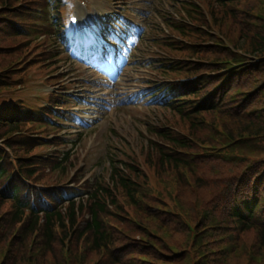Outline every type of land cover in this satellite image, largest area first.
<instances>
[{
  "label": "rangeland",
  "instance_id": "1",
  "mask_svg": "<svg viewBox=\"0 0 264 264\" xmlns=\"http://www.w3.org/2000/svg\"><path fill=\"white\" fill-rule=\"evenodd\" d=\"M150 1L153 12L145 13L144 19L153 27L150 35L144 34L132 61L154 57L157 60L154 65L163 61L180 68L172 71L168 67L167 72L162 73L135 63L136 67L127 68L119 84L143 88L163 79L175 82L178 93H186L198 84L180 79L201 76L205 82L196 88L198 96L204 93L213 96L221 85L226 89L227 98H220L216 103L220 109L201 112L191 119L151 105L118 108L110 119L100 122L99 135L96 133L97 140L89 150L84 148L88 138L82 148L81 145L74 147L76 154L67 161L62 179L82 157L91 153L86 166L94 168V176L98 174L101 181H109V169L105 170L104 164L107 143L109 157L114 155L116 161L134 165V173L124 171L136 180L135 202L122 190H114L116 204H109L101 215L111 237L109 244L96 249L90 234L80 236L89 217L85 210V216L73 223L65 216L64 232L57 234L60 230L55 227L53 240L57 241L58 237L63 240L62 249L52 243L55 257L48 249L44 251L47 247L44 231L30 235L20 225L15 226L14 208L0 197V264H71L69 258L73 259V264L83 261L86 264H264V238L259 230L246 229L231 214L236 192L240 190L243 196L255 183L258 187V182H262L259 189L253 191L256 196L260 192L256 216L258 225L264 229V178L258 182L249 178L256 174L261 176L260 172L264 176V133L238 134L247 129L250 121H264L260 109L264 102L257 106L258 101H255L264 100V91L260 92L257 87L246 94L255 87L254 79L263 80L262 64L251 66V62L254 58L264 59V54L248 52L254 44L261 43V37L249 39L260 32V22L264 23V0H190L196 3L198 13L181 23L184 33L166 31L162 35L155 27L161 26V17L177 19L174 13L177 5L171 0ZM30 4L31 0H0V107L6 101L28 99L41 85L45 84L43 89L52 86L47 83L61 72L65 74L63 79L69 76L68 61L54 66V61L46 58L53 51L47 55L44 52L48 47L25 36L15 37L5 29V22L21 16ZM153 37H165L161 41H170L172 49L166 44L157 46L150 41ZM237 56L238 60H231ZM58 57L61 59L59 54ZM225 67L232 68L226 73L219 72ZM134 78L142 81L132 82ZM251 82L253 84L248 86ZM238 116L241 119H236ZM109 122L114 126L113 132ZM160 132L189 143V148L175 151V155L188 164L160 166L157 153L147 158L150 142L159 143L165 151L171 150L168 144L161 142ZM27 133L28 129L21 127L18 132L2 137L0 154H4L8 172L37 160L31 155L40 148L32 145L28 149ZM231 136L240 138L232 140ZM7 145L12 147L7 148ZM48 165L46 162L44 169L42 165L37 168L48 172V179L36 177L38 181H54L56 173L49 171ZM78 237L84 239L78 240Z\"/></svg>",
  "mask_w": 264,
  "mask_h": 264
},
{
  "label": "trees",
  "instance_id": "2",
  "mask_svg": "<svg viewBox=\"0 0 264 264\" xmlns=\"http://www.w3.org/2000/svg\"><path fill=\"white\" fill-rule=\"evenodd\" d=\"M177 1L178 2L181 1L182 9L180 11L187 13V15L188 14L191 15V12H192V15L195 13H198V10L196 9L195 4L188 2V1H183V0H177ZM219 1L224 2V0H219ZM228 1L232 2L234 0H228ZM248 19H250V17H248ZM166 22L169 26L173 27L174 29L176 28L175 29L176 31H179L180 33H184L185 28L182 29L181 23L176 22L178 26H175V24L172 21L167 20ZM257 22H259V21H257ZM259 27H260V30H259L260 34L259 33L254 34L253 38L249 39V40H253L254 38L259 39L261 37L260 38L261 43H260V45L258 43L254 44V48L250 49V52H248V53L253 52V53L264 54V49H263L264 48L263 47L264 37H262V35H261V34H264V33H262V30L264 29V23L260 22ZM168 44L170 47L172 46V43H168ZM238 59H239V57L237 56L236 58L231 59V60H238ZM259 64H262L260 67V71L263 73V80L258 82V80L256 81V79H254L253 82H256V83L253 84V82H251L248 86L253 84L255 87L250 88V91H248L246 94H249V92L251 93L254 89H257V87H258L257 90H259L260 92L264 91V60H262ZM251 66H254V65L251 64ZM171 68H172L171 70L174 71V70H178L180 67L174 66ZM164 72H166V70H164ZM249 80L251 81V79H249ZM230 89H231V87L229 86L228 90L230 91ZM218 91L211 98H208L207 100H203V101L200 100V102H198L197 106H195L197 115L200 114L201 112L210 113V112H214L215 110L220 109L216 103L218 102V100H220V98H222V99L227 98V92H226L225 88H221L220 89L221 92H218ZM255 101H258L257 106H262V103L264 102V100H260L259 98H257ZM182 103H184V102H182L181 99L177 98V99L173 100L171 102L172 105L170 104L171 109L173 111H175V112L177 111L179 114L183 115L185 113V106ZM237 105L238 104H236L235 106H237ZM192 107L194 108V106H192ZM260 109H262V112L264 113V106L260 107ZM2 116H5V115L0 114V118ZM236 119H241V117L239 118V116H238V118H236ZM0 127H1L0 128V139H2L3 136H5V135L10 136L14 132H16L18 130V128L20 127V124L18 122L10 121L8 119L7 120L6 119H0ZM246 127H247V129H244L243 131H239L238 134H245V133H248L249 131L264 133V121L262 123L256 122V121H250L248 126H246ZM244 136H250V135H244ZM235 138H240V137L233 136L231 139L234 140ZM168 140L174 148H179L182 150L189 148V143L186 142L185 140H183L182 138L171 136V137H168ZM10 147H12V146H10ZM152 150L158 152V154L160 155V161L158 160V163L160 166H163L165 164L169 166L170 165L169 163L179 164V162H180V160L177 159V157L172 155L171 153H165V151H161L160 149H158L156 147H152ZM174 164H172V165H174ZM184 164L186 165L187 163H184ZM128 166L129 165H126V167H128ZM129 168L134 172L133 167H129ZM1 169L2 170L6 169L5 164L2 165ZM110 172H111L110 176H111V179H112L113 185H114V190H119V189L122 190L123 193L125 194V196L131 202H135V198H136L135 194L137 192V184L135 183L136 180L133 179L131 175H125L121 170L116 169V167L113 165V163L110 164ZM1 173H2V175H0V184H1L2 179L5 178V174H6V173L4 174L3 171H0V174ZM260 173H261V176L256 174L253 177L249 176V178H251L252 181H257V182L260 180H263V178H264L263 173L262 172H260ZM135 176L137 177V175H135ZM261 184H262V182H258V187H260ZM254 187L256 189H259L257 187V183H255ZM101 188L102 187L96 188L94 193L92 194V196H96L98 190ZM0 194L3 195L2 193H0ZM108 198H109V202H111V204H113V205L116 204V199H115L114 195H112V193L109 192ZM10 199L12 201L11 206L14 208V216H13L14 217V225L15 226L20 225L22 227V229L27 231V233H29L30 235H33V234L39 235L40 231H44V234L47 237V239H45L47 247L44 249V251L48 249V253L55 254V257H57L56 253L54 252V248L52 247V243H56V246L60 247V249L63 248L62 247L63 246V240L60 237L57 238V241L53 240V239H55V238H53L55 227H58L60 230L57 234L62 233L66 230L65 229L66 224L63 222L62 213L57 210L54 212L44 213V216H40L35 211L27 210L25 208V204L23 203V201H20V198L18 197L16 190H14V192L10 195ZM69 206H72V207L69 208V212L66 215V217H68L67 220H69L70 222L73 223L74 221L77 220L78 217L75 215L74 203L71 202ZM73 206H74V208H73ZM78 206L82 210L81 204H79ZM246 207H247V205L245 206V208ZM105 208H106V205L103 203H100L98 200L90 203L88 205V211L90 213V220L86 222V226H85L84 230L81 231V233H80V236H83L86 233L90 234L91 238H92V244L94 245V247L96 249H100V248L108 245L110 242V238H111L110 234L107 232L105 225L101 219V215L104 212ZM233 214H234V217L237 218V221L240 223L241 226L245 227L246 229L252 228L251 226H253V224L250 223L252 211H248V216L247 215L243 216V215H240L236 210L233 209ZM41 219H44V221L42 222ZM259 232L262 235L261 238H264V233L261 231H259ZM82 239H84V238L78 237V240H82ZM74 246L71 247L72 250L74 249ZM128 252H131V251H128ZM42 256H43V254H42ZM43 257H45V255ZM69 261H71V264H73L72 258H69ZM64 263H65V261H64ZM81 264H86V263L83 261V262H81Z\"/></svg>",
  "mask_w": 264,
  "mask_h": 264
}]
</instances>
